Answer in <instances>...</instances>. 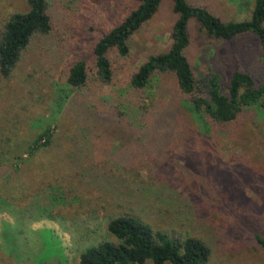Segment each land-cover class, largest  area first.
Masks as SVG:
<instances>
[{"label":"rangeland","instance_id":"rangeland-1","mask_svg":"<svg viewBox=\"0 0 264 264\" xmlns=\"http://www.w3.org/2000/svg\"><path fill=\"white\" fill-rule=\"evenodd\" d=\"M187 1L224 21L246 19L252 4ZM51 2L52 32L34 39L10 75L0 77V264H35L39 258L43 264H77L85 247L113 241L106 222L126 214L159 230L201 236L211 248L206 264H264L250 236L251 228L264 236V111L232 133L213 136L199 131L181 107L172 75H156L140 95L132 92L128 72L170 42V0L131 36L126 57L109 52V86L90 75L82 90L72 89L69 66L79 59L91 64L94 36L133 4ZM25 9L24 0H0V27L10 13ZM186 32L184 52L195 71L211 68L222 78L234 69L262 71L264 56L250 33L223 41L207 36L193 18ZM117 102L128 105V115L138 107L149 110L152 125L147 135L136 132V151L132 146L133 153L121 156L132 158L128 164L115 155L119 143H128L127 131L98 124L103 116L113 119L108 110ZM44 130L48 144L28 153Z\"/></svg>","mask_w":264,"mask_h":264},{"label":"trees","instance_id":"trees-1","mask_svg":"<svg viewBox=\"0 0 264 264\" xmlns=\"http://www.w3.org/2000/svg\"><path fill=\"white\" fill-rule=\"evenodd\" d=\"M24 1L26 9L10 13L0 27L1 78L10 75L34 39L49 35L54 27L50 12L51 0ZM116 1L132 3L133 6L94 36L90 42L91 64L79 59L69 66L66 83L72 89L82 90L90 75L95 76L97 85L109 86L113 75L109 52L114 50V56L126 57L129 53V39L152 17L163 0ZM170 3L175 18L169 28L170 42L167 48L148 55L140 65L130 70L126 75V83L132 92L140 95L154 76L170 74L178 92V102L197 123L199 131L213 136L232 133L233 128L242 120L258 116L259 112L264 111V64L261 72L234 69L227 78H222L211 68L195 71L184 52L189 45L186 24L189 18H193L207 36L223 41L250 33L257 38L260 54L264 56V0H252L249 16L238 21H224L207 7L187 0H170ZM127 106L121 102L113 104L111 110H108L113 119L103 116L98 123L104 128L109 126L105 128L109 132L112 131L111 126L127 131L123 134L128 143H119L115 147V155L125 164L131 162L132 158L128 161L121 156L128 151L133 153L132 146L135 151L139 147L135 141L136 132L142 130L147 135L148 129L152 127L146 114L149 110L131 108L133 115H128L125 112ZM97 111H102V107L97 108ZM168 115L166 113L165 117L168 118ZM160 122L168 125L166 119ZM42 137L43 142L38 144ZM48 142L49 134L44 130L32 142L28 153ZM105 231L113 241L104 239L85 247L78 255L77 264H206L211 254L208 241L201 236L159 230L132 215L110 218L106 222ZM250 236L264 253V236L252 228ZM40 260L37 259L35 264H43L44 260Z\"/></svg>","mask_w":264,"mask_h":264}]
</instances>
